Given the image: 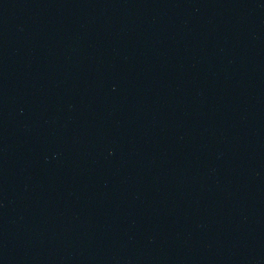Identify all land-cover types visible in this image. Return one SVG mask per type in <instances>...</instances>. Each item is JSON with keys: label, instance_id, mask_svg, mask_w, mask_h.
Returning <instances> with one entry per match:
<instances>
[{"label": "water", "instance_id": "95a60500", "mask_svg": "<svg viewBox=\"0 0 264 264\" xmlns=\"http://www.w3.org/2000/svg\"><path fill=\"white\" fill-rule=\"evenodd\" d=\"M0 264H121L74 208L1 139Z\"/></svg>", "mask_w": 264, "mask_h": 264}]
</instances>
